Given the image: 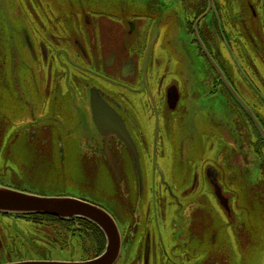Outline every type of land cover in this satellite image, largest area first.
Returning a JSON list of instances; mask_svg holds the SVG:
<instances>
[{"label": "flooded vegetation", "instance_id": "af4514ba", "mask_svg": "<svg viewBox=\"0 0 264 264\" xmlns=\"http://www.w3.org/2000/svg\"><path fill=\"white\" fill-rule=\"evenodd\" d=\"M70 2L72 10L44 2L46 9L38 15L31 0H13L20 25L9 29L10 49L3 48L0 27V101L4 93L12 94L9 108L0 104V147L2 133L10 130L14 148L22 138L27 148L47 153L35 161L53 160L55 154L63 163L73 151L78 160L93 165L85 172L94 174L95 166L105 164L123 187L119 193L127 214L122 223L103 205L78 199L114 217L122 236L117 262L127 255L126 264L166 263L169 246L182 247L178 238L186 231L194 237L207 226L210 202L232 217V183L246 186L264 202V92L256 83L264 78L252 77L241 60L245 57L252 68L248 50L264 48V0H244L241 9L232 0H145L143 9L134 12L125 10L132 0H119L117 6L111 0L101 3L103 9L119 7L120 14L83 5H93V0ZM19 4L27 6L28 17L19 13ZM94 18L102 26L112 18L118 21L115 43L108 41L102 52L94 46ZM40 19L62 28L77 23L90 42L83 44L72 32L71 47L58 46L62 28L48 30ZM137 30L138 39L131 41ZM19 41L25 53L16 50ZM169 61L172 68L162 69ZM239 79L245 82L242 87ZM177 131L186 136L178 139ZM197 131L211 134L198 140ZM214 138L220 151L198 156L194 148H209ZM44 227H54L56 235L63 228L70 242L92 237L94 244H102L94 256L75 259L68 254L60 261L96 259L108 244L99 225L82 216L0 212V264L53 261L37 256L33 247L36 239L43 241L38 233ZM173 235L176 241L170 239ZM218 253L221 259L208 258L204 264H226Z\"/></svg>", "mask_w": 264, "mask_h": 264}, {"label": "rangeland", "instance_id": "374dc122", "mask_svg": "<svg viewBox=\"0 0 264 264\" xmlns=\"http://www.w3.org/2000/svg\"><path fill=\"white\" fill-rule=\"evenodd\" d=\"M47 1L62 3V5L68 9L71 3L70 1L72 0H40L39 5L38 0H31V5L34 6L38 15L45 11L46 5L44 6V2ZM93 1L95 2L93 5L90 3L88 5L83 3V5L91 7V10H93L92 7H95L101 9L99 10L100 12L104 11L110 14H120L119 12L122 11L119 7L115 6H110V9L106 6V9H103L101 3L106 0ZM139 1L141 2L140 4H142L145 0H132V2L126 6L125 10L131 12H134L133 10L136 8L142 10L143 4L135 7ZM243 1L244 0H232V6L241 9ZM111 2L117 6L119 0H111ZM14 5L15 3H13V0H0V18H2L0 19V27L4 29L1 42L3 48L7 49H10L11 42L9 29L15 24L20 25L19 16L14 13ZM69 10L72 9L69 8ZM241 11L244 12L243 9ZM19 13L25 14L28 17L29 11L27 6L19 4ZM42 19H40L39 23L48 30L55 27L58 32V30L62 28V24H58V22L51 24L46 23ZM111 20L113 21L104 23L105 25L102 26L100 23L96 22L98 18H94V23H96L95 28L97 29L96 41L94 43L96 50L99 48L102 52L103 45L107 44L108 41L110 44L115 43L112 39L117 31L115 22L118 21L114 18ZM62 30L63 32H60L63 33L65 39L62 41V33H60L61 35H56V37L60 38H58V42H56L58 46L65 45L71 47L73 38L69 37L72 32L73 35H77V38L81 40L83 44L86 45V43L89 44L90 42L89 38H87V34L79 31L77 23L67 24ZM138 32L137 30L134 35L130 37L131 41H136L138 39ZM15 40L17 45L18 37L17 39L15 37ZM19 46L20 41L18 48L16 46V50L18 49L19 53H25V50L19 48ZM259 49L260 51L254 49L248 50V53L252 56V59H250L252 61V68L248 65L245 57L241 60L250 75L253 74L257 77L264 78V48L261 49L260 47ZM167 67L172 68L170 61L166 65H161L162 69ZM230 68L233 69L231 66ZM253 68L257 69L259 73L254 74L255 70H253ZM35 70L38 75L39 67H35ZM233 75L237 78L235 73H233ZM253 75L252 77H254ZM239 80L240 81H237L238 85L241 86V82L245 85V82L243 83L241 79ZM53 83L54 79H52L51 83L52 91ZM256 83L260 86L262 92H264V83L261 81H257ZM1 103L2 108L10 107L12 104V94L10 91L2 95L0 104ZM260 111L264 115V107L261 105ZM8 116L10 117L11 115ZM2 134L1 139L3 143L0 147V180L16 184L20 187H28L33 189L34 192L41 193V195L87 198L103 205L112 214H115L120 223H122L127 214L124 209L125 207L122 205L123 202L121 201L123 194L119 193V191H122L123 187L113 178L105 164L99 163L98 166H95L94 174L85 172L86 169H90L93 165L84 163L85 161L83 159L78 160V157L76 158L73 151H71V153L75 158L73 155L68 156L63 163L55 154L51 156L55 158L53 160L35 161L33 158L45 157L43 155L47 153L40 152L39 149L37 150V146L27 148L22 138L19 139L18 147L14 148L13 145L9 143L14 133L10 130H6ZM208 134H211V132L204 134L197 131V139L203 140ZM176 135L178 139H181L183 135L186 136L183 131H177ZM212 138L213 136L211 135L210 139ZM202 145L203 144H201L200 148H194L195 152L199 151L198 156H203V153H211V155H213V151H220L221 149L218 138L212 140L209 148L207 146L202 147ZM91 171H93V169ZM261 175L264 176V169L261 171ZM131 176H133L132 170L128 168L127 179L130 182L133 178ZM230 190V195L233 198V216L231 217L229 214H223L220 212V208L215 201L210 202V204H208L211 214L210 221L202 231L197 233L199 237H192L187 231L183 234L182 239L174 235L170 236L172 241H176L175 238L177 237L182 247L174 249L172 246H169L167 248L170 254L169 260H167L166 263L162 261L159 264H204L208 258L221 259L222 255L218 253L219 251L224 255L226 264H264V202L260 199L257 200L255 196H251L252 193L247 190L246 186L241 187L239 184L232 183ZM203 210L205 209H202V211ZM172 220L174 219L171 214V216L168 217L169 226ZM60 230L61 233L59 232L56 235L54 227H44V234L41 231L38 233V235L43 238V241L36 239L33 242L34 250L36 253H40L37 254V256H48L54 258L53 261H60L62 259L59 260L57 258H68L67 255L69 254L74 256L75 259H79L94 256L95 250H100L102 248V244H98L100 245L98 246L93 243L92 237H84L83 239L75 238L74 241L70 242V237L66 231L63 228H60ZM61 234L62 237H60ZM191 242H193V244H191ZM74 245L78 247V249L76 248L77 251ZM71 249L73 250L72 254L70 252ZM181 250L186 251L185 255L180 253ZM127 260H129V257L124 255L117 264H126Z\"/></svg>", "mask_w": 264, "mask_h": 264}, {"label": "water", "instance_id": "95a60500", "mask_svg": "<svg viewBox=\"0 0 264 264\" xmlns=\"http://www.w3.org/2000/svg\"><path fill=\"white\" fill-rule=\"evenodd\" d=\"M116 130L126 135L125 130ZM0 212L50 213L64 219L82 216L98 224L108 238L105 252L93 260L34 261L18 264H115L120 257L122 236L118 224L109 212L96 204L75 197L37 195L0 184Z\"/></svg>", "mask_w": 264, "mask_h": 264}]
</instances>
